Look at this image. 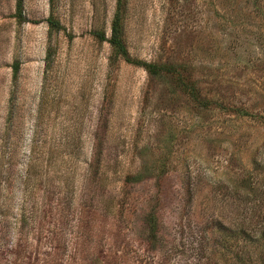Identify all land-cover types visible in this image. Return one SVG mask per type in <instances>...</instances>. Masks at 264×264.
<instances>
[{"label": "rangeland", "instance_id": "1", "mask_svg": "<svg viewBox=\"0 0 264 264\" xmlns=\"http://www.w3.org/2000/svg\"><path fill=\"white\" fill-rule=\"evenodd\" d=\"M13 1L0 0V264H259L264 238L232 229L253 235L263 195L235 200L225 186L264 179V161L250 164L264 141V0L121 6L130 58L181 63L251 117L197 109L113 58L92 33L108 37L115 0H53L63 29L49 34L48 0H23L21 24Z\"/></svg>", "mask_w": 264, "mask_h": 264}, {"label": "trees", "instance_id": "2", "mask_svg": "<svg viewBox=\"0 0 264 264\" xmlns=\"http://www.w3.org/2000/svg\"><path fill=\"white\" fill-rule=\"evenodd\" d=\"M49 10L47 16L45 17L46 30L49 33L61 31L63 26L58 21L57 17L53 14V0H48ZM123 4V0H115L114 11L109 23V35L108 37L104 36V32L102 30H96L92 34L95 39L98 41H105L108 43L111 55L113 58H119L122 61L142 67L146 72L149 78L154 79H166L168 84L173 88L172 93L179 94L193 105L197 109H210L212 107H216L221 111L230 112L237 117H251L253 113L249 111L247 107L244 105H236L233 102H228L225 98V95H222L220 91L217 90L218 83L214 84L213 88H204L201 87L197 81L194 79L190 71L187 70L185 65L181 63H173V62H161V61H142L138 59L130 58L126 47L123 43L122 39V28H121V6ZM12 16L15 19V22L21 24L26 21L23 15V0H14L13 1V14ZM69 36V35H68ZM49 57V48L46 49V59ZM19 62L14 59L10 63V80L14 82L17 79ZM11 114V107H7V113L5 121L9 122V115ZM264 150V141L256 148L254 151V155L251 158L250 164L251 169H257L260 166V163L264 161V155L262 154ZM264 163V162H263ZM262 163V164H263ZM141 179L140 174H132L126 175L122 181V186L127 183H136ZM214 183L219 182V180H214ZM233 185H226L225 187L229 188V194L232 196V199H239L243 201L247 200H260V196L263 195L264 201V179L262 181H257L254 179V176L251 171H249L246 175H243L239 180L234 181ZM116 212V211H115ZM241 222V221H240ZM236 223L235 228L232 229L235 231V234H248L249 237L255 238L257 241L259 239V235L264 238V222L257 229L253 230V235L245 232L244 226L242 222ZM145 226L146 230L150 237H152V245L158 241V229L159 222L155 214H152V217L147 214L145 215ZM224 229H229L224 227ZM258 233V234H257ZM227 235L223 232V236ZM243 235V236H244ZM246 237V236H244ZM224 242V241H223ZM155 245V244H154ZM153 245V246H154ZM156 246V245H155ZM224 256V255H222ZM234 256L237 257L236 253ZM164 259V258H162ZM241 257L239 256L237 260L239 261ZM259 264H264V255L262 256Z\"/></svg>", "mask_w": 264, "mask_h": 264}]
</instances>
